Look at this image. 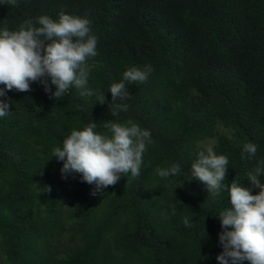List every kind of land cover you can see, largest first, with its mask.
<instances>
[{
  "label": "trees",
  "instance_id": "trees-1",
  "mask_svg": "<svg viewBox=\"0 0 264 264\" xmlns=\"http://www.w3.org/2000/svg\"><path fill=\"white\" fill-rule=\"evenodd\" d=\"M61 12L87 18L97 39L85 62L93 95L73 85L56 100L46 76L50 91L37 80L0 96L9 103L0 117V264H220L217 216L231 207L229 193L208 197L204 182L185 178L211 147L228 158L225 185L257 194L247 179L257 167L264 183V0H0V30ZM146 65L148 79L125 82L129 95L115 102L127 110L117 108L110 86ZM108 121L150 132L140 175L98 188L62 173L53 149L91 123L107 133ZM246 143L257 147L251 159L242 158ZM174 164L179 178L158 175Z\"/></svg>",
  "mask_w": 264,
  "mask_h": 264
},
{
  "label": "clouds",
  "instance_id": "clouds-1",
  "mask_svg": "<svg viewBox=\"0 0 264 264\" xmlns=\"http://www.w3.org/2000/svg\"><path fill=\"white\" fill-rule=\"evenodd\" d=\"M15 4L16 0H8ZM39 27L31 21L22 24L19 30H0V96L6 95L5 89L15 88L21 92L30 90V81L41 80L45 91H50L47 79L55 85L52 93L56 100L62 99L71 86L83 89L81 95L92 96L87 89V58L97 55V39L91 34L90 21L61 12L58 19L48 15L38 17ZM49 41L45 43V41ZM152 71L151 65L142 70L129 67L123 73V79L110 86L113 103L125 100L129 93L126 83H143ZM105 94L97 97V102H105ZM117 108L127 110L126 104L117 103ZM9 103L0 100V117L9 111ZM115 115V110L113 111ZM96 123H91L83 130L73 129L63 146L53 149L52 156L62 160V173H81L84 181L96 182L97 187L115 185L121 174L130 173L132 178L140 175V167L146 145L151 143V134L138 124L128 121L127 125L108 121L104 127L107 133L94 131ZM257 147L253 143L243 146L248 159L256 155ZM228 158L218 155L211 147L206 152L200 151L198 158L191 164L188 180L198 179L206 185L208 197H218L222 190H227L231 207L224 209L217 216L224 229L219 234L223 251L217 256L220 264H233L249 261L250 264H264V183L261 182L262 169L255 168L247 174L252 186L259 188L257 194L232 181L225 185ZM161 177L178 176L181 168L174 164L166 169H158ZM181 176V175H180ZM178 176V178L180 177ZM181 183V182H179ZM177 183V184H179ZM176 184V185H177ZM175 185V186H176ZM50 191V189H48ZM186 227L189 219H184Z\"/></svg>",
  "mask_w": 264,
  "mask_h": 264
}]
</instances>
